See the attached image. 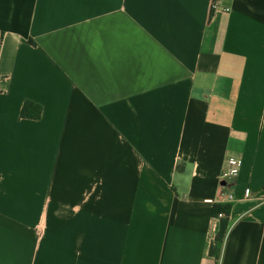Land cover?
<instances>
[{
  "label": "crops",
  "instance_id": "0c3cea01",
  "mask_svg": "<svg viewBox=\"0 0 264 264\" xmlns=\"http://www.w3.org/2000/svg\"><path fill=\"white\" fill-rule=\"evenodd\" d=\"M0 264H264V0H0Z\"/></svg>",
  "mask_w": 264,
  "mask_h": 264
},
{
  "label": "trees",
  "instance_id": "16d2710c",
  "mask_svg": "<svg viewBox=\"0 0 264 264\" xmlns=\"http://www.w3.org/2000/svg\"><path fill=\"white\" fill-rule=\"evenodd\" d=\"M34 44V42L31 40ZM42 113V106L33 101H26L21 110V117L39 119ZM232 204L229 203H215L212 209L213 216H218L220 213H224V216L220 219V226L215 241L211 245V254L216 258L220 257L221 248L228 231L229 216L231 214Z\"/></svg>",
  "mask_w": 264,
  "mask_h": 264
},
{
  "label": "built area",
  "instance_id": "2783aa9c",
  "mask_svg": "<svg viewBox=\"0 0 264 264\" xmlns=\"http://www.w3.org/2000/svg\"><path fill=\"white\" fill-rule=\"evenodd\" d=\"M216 6V4H215ZM228 10V9H226ZM242 161L241 159L235 157H228L226 161V166L221 173V180L226 182L225 186H222V190L219 196V203H229L232 204L236 201V196L231 192V184L235 182V179L239 176L241 170ZM250 194L249 189L245 190V197H248ZM224 216V213H220L218 216H215L218 219H221Z\"/></svg>",
  "mask_w": 264,
  "mask_h": 264
},
{
  "label": "water",
  "instance_id": "95a60500",
  "mask_svg": "<svg viewBox=\"0 0 264 264\" xmlns=\"http://www.w3.org/2000/svg\"><path fill=\"white\" fill-rule=\"evenodd\" d=\"M221 185H222V186H225V185H226V182H225V181H222V182H221Z\"/></svg>",
  "mask_w": 264,
  "mask_h": 264
}]
</instances>
